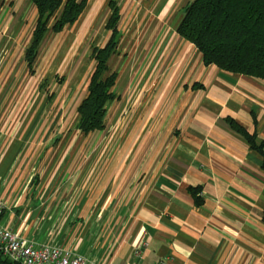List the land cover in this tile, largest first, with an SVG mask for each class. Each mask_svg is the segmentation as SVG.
Masks as SVG:
<instances>
[{"label":"crops","instance_id":"0c3cea01","mask_svg":"<svg viewBox=\"0 0 264 264\" xmlns=\"http://www.w3.org/2000/svg\"><path fill=\"white\" fill-rule=\"evenodd\" d=\"M109 1L88 0L74 24L46 36L69 28L78 43ZM6 2L14 6L9 23L26 8L36 20L29 0ZM180 2L143 1L135 31L124 28L132 45L123 55L135 58L116 68L124 81L116 86L120 97L108 104L105 126L111 113H123L136 131L122 124L111 145L94 148L82 135L79 144L48 151L36 145L30 155L28 120L12 119L5 101L0 225L88 264H264L263 158L227 122L264 139V81L204 66L200 53L168 30ZM196 187L199 203L191 193Z\"/></svg>","mask_w":264,"mask_h":264},{"label":"rangeland","instance_id":"374dc122","mask_svg":"<svg viewBox=\"0 0 264 264\" xmlns=\"http://www.w3.org/2000/svg\"><path fill=\"white\" fill-rule=\"evenodd\" d=\"M116 1L119 3L120 8L122 0ZM143 1L155 5V0H125L124 6L120 8V21L125 22L120 31L121 36L122 34L123 36L121 37L119 54L110 62V69L113 72H116V68L119 71L118 65L121 68L124 61L126 65L131 62L127 59L132 57L131 55H123L127 50V44L132 45L127 41V32L124 31V28L130 24V29H133L132 32L135 31L136 14L143 8L141 7ZM182 1L184 3L174 4L171 15L168 17L169 20L173 21V24L170 28L168 26L167 28L168 30L172 29L175 35L183 9L190 2V0ZM29 3L33 5L30 1ZM182 3L183 5H181ZM13 7L9 3L7 4L6 0H0V109L8 100L7 107L10 105L12 109L10 113L12 119L23 121L27 118L28 128L26 130L28 131L27 141L30 145V155L31 150L36 145L41 147L46 144V147H49L48 151L51 148L62 149L72 146L74 143L75 145L79 144L78 140L80 136L82 137V134L80 135L75 130L78 118L76 109L86 96L90 75L94 69V61L91 57L92 48L103 46L109 39V33L104 29L109 10L105 9L101 13L103 8L99 9L98 18H90L92 20L87 24L78 43L72 42V31H68L69 28L66 29L67 33L60 35L49 33L45 36L38 49V56L34 65L35 73L30 75L24 63V50L31 40L35 13L26 8L19 17V12L22 11V9H19L17 15L11 13L15 17L9 23L8 20L12 17L10 11ZM86 11L85 9L84 13ZM24 21L26 23H23ZM81 27L82 24L76 28L75 32L77 34ZM74 36H76L75 33ZM176 41L181 43L179 37ZM151 43L153 44V42ZM144 47L146 48V45ZM186 48L191 52L194 50L192 46ZM134 50H136L135 46ZM132 58H135V56ZM122 75L119 76L116 82L115 93L118 92L116 86H121L124 81V77L121 80ZM121 115L124 114L121 113L115 118L116 116L111 113L107 117V124L103 131L85 137L87 145H93L94 148L111 145L110 142L113 141L114 135H116L120 126L132 123L124 122ZM14 120L11 122L13 137L16 135L13 129L17 126ZM111 120L115 121L110 122ZM130 126H132L130 132L136 131V122ZM10 135L8 131L5 137L8 139ZM128 140L133 142L135 137L128 138ZM2 181L5 184L6 181L4 179Z\"/></svg>","mask_w":264,"mask_h":264},{"label":"trees","instance_id":"16d2710c","mask_svg":"<svg viewBox=\"0 0 264 264\" xmlns=\"http://www.w3.org/2000/svg\"><path fill=\"white\" fill-rule=\"evenodd\" d=\"M29 1L35 7L36 20L30 43L24 50V63L33 75L38 49L46 34L59 33L74 24L88 0ZM118 5L116 0L108 3L104 29L109 39L103 46L92 48L94 69L86 96L76 109L75 130L85 136L104 130L108 104L118 97L114 90L118 74L110 69L111 60L119 54L122 37ZM176 34L200 53L204 66L264 81V0H190L183 9ZM227 122L262 156L264 167V139L257 141L255 134H248L230 119ZM191 193L199 203L201 189L193 188ZM0 264L19 263L9 261L0 253Z\"/></svg>","mask_w":264,"mask_h":264},{"label":"built area","instance_id":"2783aa9c","mask_svg":"<svg viewBox=\"0 0 264 264\" xmlns=\"http://www.w3.org/2000/svg\"><path fill=\"white\" fill-rule=\"evenodd\" d=\"M0 200V217L4 212ZM0 253L11 262L19 264H88V259L71 251L55 246H35L13 230L0 225Z\"/></svg>","mask_w":264,"mask_h":264}]
</instances>
